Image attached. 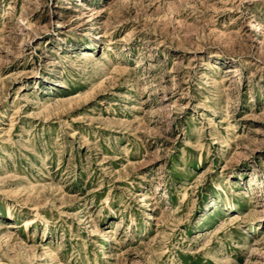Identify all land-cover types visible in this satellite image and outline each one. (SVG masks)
Here are the masks:
<instances>
[{
  "label": "rangeland",
  "instance_id": "1",
  "mask_svg": "<svg viewBox=\"0 0 264 264\" xmlns=\"http://www.w3.org/2000/svg\"><path fill=\"white\" fill-rule=\"evenodd\" d=\"M0 264H264V0H0Z\"/></svg>",
  "mask_w": 264,
  "mask_h": 264
}]
</instances>
